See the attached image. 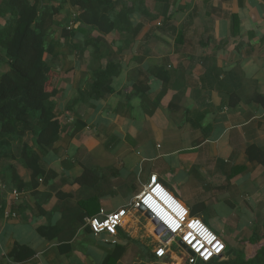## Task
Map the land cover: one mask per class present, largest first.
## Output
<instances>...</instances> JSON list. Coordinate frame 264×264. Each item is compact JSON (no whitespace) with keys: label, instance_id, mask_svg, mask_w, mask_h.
<instances>
[{"label":"crops","instance_id":"1","mask_svg":"<svg viewBox=\"0 0 264 264\" xmlns=\"http://www.w3.org/2000/svg\"><path fill=\"white\" fill-rule=\"evenodd\" d=\"M150 5L156 17L134 13L138 31L126 37L86 29L59 45L51 98L59 140L36 145L27 130L22 142L5 143L13 157L0 159V264H186L174 241L158 257L165 240L149 217L130 209L154 174L237 252L251 257L260 247L239 242L257 227L241 224L239 215L249 207L258 228L264 223V166L246 153L252 144L264 148V0ZM4 14L0 7V26ZM7 61L0 45L3 70ZM108 63L118 64L107 72L108 88L89 96L95 70ZM23 143L39 156L41 176L33 178L21 161ZM238 165L245 170L229 178ZM10 168L15 181L7 179ZM124 207L129 215L113 233L95 234L87 224L101 209ZM221 214L230 229L215 221ZM17 243L34 255L13 260Z\"/></svg>","mask_w":264,"mask_h":264},{"label":"trees","instance_id":"2","mask_svg":"<svg viewBox=\"0 0 264 264\" xmlns=\"http://www.w3.org/2000/svg\"><path fill=\"white\" fill-rule=\"evenodd\" d=\"M3 2L0 7L5 10L3 16L6 22L4 26H0V45L7 55L9 69L0 75V159L6 154L13 157V152L5 149V143L11 146L16 141L22 142L27 130L33 131L36 145L49 148L59 140L62 123L55 117V103L51 99L58 92L54 85L52 58L64 39L86 29H95L104 34L118 31L126 37L128 33L138 31V28L132 27L134 13L139 12L150 19L156 17L149 10L150 4L154 5L157 0ZM71 9L77 12H71ZM74 24L79 26L73 28ZM94 52H102L99 45L95 46ZM117 65L108 63L105 68L95 70V81L91 87L95 92L89 93V96L102 97L104 90L108 88L107 72H116ZM21 152V161L33 170V178L41 176L43 169L35 150L23 143ZM246 153L250 162L264 166V148L252 144L246 148ZM9 170L7 179L17 180L15 169ZM244 170L245 165L234 166L229 171V178ZM2 196L0 191V206ZM223 240L225 241L224 238ZM248 241L254 246H260L251 257L245 252H237L225 241L227 250L233 249L229 255L225 254L224 258H214L209 262L199 260L197 264H264V223L253 232ZM33 255V250L20 243L10 253L13 260Z\"/></svg>","mask_w":264,"mask_h":264},{"label":"built area","instance_id":"3","mask_svg":"<svg viewBox=\"0 0 264 264\" xmlns=\"http://www.w3.org/2000/svg\"><path fill=\"white\" fill-rule=\"evenodd\" d=\"M0 187H2V183H0ZM12 195L17 198L18 190H13ZM151 201L156 202L157 206H153ZM142 206L151 213V219L157 221L156 226H163L162 234L166 231L171 232L173 240L176 237L179 238L186 245L185 249L193 252V254L186 252V264H197L199 260L209 262L214 258L225 257L227 247L221 235L200 217L192 215L189 208L160 182L156 174L150 177L149 183L135 198L130 209L139 211ZM153 207H156L159 212L160 210L164 211V213L160 212L159 215V212L155 211ZM174 208L177 212L174 211ZM130 209L124 207L112 212L101 209L99 213L87 219V224L95 234L113 233L129 215ZM168 215L175 218V227L167 221ZM169 247L170 244L166 242L156 249V255L165 257ZM34 264L42 263L38 261Z\"/></svg>","mask_w":264,"mask_h":264},{"label":"rangeland","instance_id":"4","mask_svg":"<svg viewBox=\"0 0 264 264\" xmlns=\"http://www.w3.org/2000/svg\"><path fill=\"white\" fill-rule=\"evenodd\" d=\"M5 68V66L4 65H2V66H0V75L1 74H3L5 71H7L8 69H9V67H8V69L6 70H3ZM180 200V199H179ZM181 201V200H180ZM249 210V207L247 208V210L245 209V208H243L242 210H240V215H239V217H240V223L241 224H249L250 226H254V225H257V227L255 228V230L258 228V222H256L255 221V219H252V218H254V215H249V214H247L246 213V211H248ZM142 212V211H141ZM140 213V212H139ZM140 214H142V213H140ZM142 216L143 217H145L146 218V220H147V216H146V214H145V211H143V214H142ZM218 217H216V219H217ZM144 219V218H143ZM204 221H206V223L207 224H209L210 226H212L211 224H210V222L208 221V220H206L205 218H202ZM220 221H218V220H215L217 223H219L220 225H222L223 223H225L226 225H227V228H229L230 229V225H231V221H230V219H229V217H228V214H221V216H220ZM149 221V224L150 225H152L153 226V228L155 229V227H156V223L154 222V225H153V223L151 222V220H148ZM262 224V223H261ZM260 224V225H261ZM157 228V227H156ZM246 228H248V226L246 227ZM245 228V229H246ZM255 230H250L249 228L247 229V230H245L243 233H245L244 235V237H241L239 240V242H242V241H244L245 243H247V245H250L249 243V241L248 240H250V231H255ZM216 231V230H215ZM152 232H154V231H152ZM159 236L157 235V238H158ZM160 238V237H159ZM158 238V239H159ZM175 242L174 243V245L172 246L173 248L172 249H175V247L177 248V246H179V244H178V238L176 237L175 238V240H173L172 239V237L168 240V241H166V242H168L169 244L171 243V242ZM242 245V244H241ZM180 247V246H179ZM176 250V249H175ZM178 253H180V254H182V249L180 250V251H178ZM248 254V253H247ZM183 257H185L184 255H183Z\"/></svg>","mask_w":264,"mask_h":264},{"label":"water","instance_id":"5","mask_svg":"<svg viewBox=\"0 0 264 264\" xmlns=\"http://www.w3.org/2000/svg\"><path fill=\"white\" fill-rule=\"evenodd\" d=\"M140 210H141V211H145L146 216L149 217V218H151V213H150L149 211H146L145 208H144L143 206L140 207ZM153 221H154L155 223L157 222L155 219H153ZM163 231H164L163 226H159L158 228H156V233L161 235L160 237H161L162 240H165V241H166V240H169V238H171L173 234H172L171 232H169V231H166L165 233L162 234ZM179 244H180L181 247H183V248H187L186 245L183 243L182 240H179ZM232 251H233L232 248H231V249H228V250L226 251V254L229 255ZM188 253H189V254H193V252L190 251V250H188Z\"/></svg>","mask_w":264,"mask_h":264},{"label":"bare ground","instance_id":"6","mask_svg":"<svg viewBox=\"0 0 264 264\" xmlns=\"http://www.w3.org/2000/svg\"><path fill=\"white\" fill-rule=\"evenodd\" d=\"M151 204L153 206H156V202H154V201L153 202L151 201ZM153 209H155V211L159 212L156 207H153ZM174 211L177 212L175 208H174ZM160 212H162V210H160ZM160 212H159V215H160ZM162 213H164V211ZM166 219L173 227L176 226V220L172 215H168V217Z\"/></svg>","mask_w":264,"mask_h":264},{"label":"clouds","instance_id":"7","mask_svg":"<svg viewBox=\"0 0 264 264\" xmlns=\"http://www.w3.org/2000/svg\"><path fill=\"white\" fill-rule=\"evenodd\" d=\"M174 196H175V195H174ZM175 197H176V196H175ZM139 211H141V210L139 209ZM142 212H143V211H142ZM150 219H151V218H150ZM201 219H202V218H201ZM151 220H152V219H151ZM202 220H203V219H202ZM203 221H204V220H203ZM152 222L154 223L153 220H152ZM205 222H206V221H205ZM208 225H209V224H208ZM156 227L158 228V226H156ZM212 228H213V227H212ZM217 233H218V232H217ZM156 234H157V233H156ZM157 235H158L159 237L161 236L160 234H157ZM169 239H170V238H169ZM179 240H180V239L178 238V241H177L178 244H179ZM166 241H168V240H166ZM166 241H165V243H166ZM179 245H180V244H179ZM182 248H183V247H182ZM183 249H184L185 252L188 253V251H187L185 248H183ZM226 251H227V250H226ZM185 252H184V253H185ZM185 254H186V253H185ZM185 257H186V255H185Z\"/></svg>","mask_w":264,"mask_h":264}]
</instances>
